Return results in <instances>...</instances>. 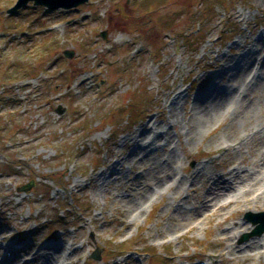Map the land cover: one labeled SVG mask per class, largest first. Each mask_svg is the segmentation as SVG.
<instances>
[{"label": "rangeland", "instance_id": "374dc122", "mask_svg": "<svg viewBox=\"0 0 264 264\" xmlns=\"http://www.w3.org/2000/svg\"><path fill=\"white\" fill-rule=\"evenodd\" d=\"M17 2L0 0V261L11 255L4 246L17 245L20 253L34 243L35 253L66 239L72 250L82 247L73 264H170L177 254L180 264H208L210 253L220 255L218 264H245L225 244L213 245L215 237L229 231L236 246L264 240V233L244 237L256 225L243 216L264 211V202L232 207L178 235L158 233L202 196L201 182L199 193L189 189L196 170L252 169L262 158L260 82L242 89L245 107L237 112L194 132L182 128L195 122L196 96L214 83L230 84L227 75L215 79V63L239 59L263 36L264 0H90L71 11L30 1L9 14ZM253 52L252 61L264 60V51ZM258 61L239 82L264 70ZM178 94L184 99L172 147L158 143L150 161L125 164L100 191V171L132 152L124 141L138 127L157 120L158 132L169 129ZM169 165L171 180L149 193L138 216L115 200L131 199V186L151 182ZM97 247L100 260L91 257ZM28 252L17 264L31 260Z\"/></svg>", "mask_w": 264, "mask_h": 264}, {"label": "bare ground", "instance_id": "6f19581e", "mask_svg": "<svg viewBox=\"0 0 264 264\" xmlns=\"http://www.w3.org/2000/svg\"><path fill=\"white\" fill-rule=\"evenodd\" d=\"M260 39L256 40L253 44V48L245 49V55L240 56L239 59L235 58H226L222 56L220 62L215 63V67H220L221 72L216 74L214 77L218 81L224 79L227 75L230 79V84L223 86L219 84H212L207 92L202 95L196 96L194 105L192 106V117L195 119L194 123H186L182 130L186 129L188 133L197 131L198 128L202 129L203 127L212 123L215 119L219 118L221 115L227 114L229 111L235 113L239 110L240 107L244 106V99L247 96L248 92L243 93L242 89L246 91L248 87L251 86L250 83L258 82L261 83L259 89V96H257L258 101L264 102V70H257L253 78L250 80L241 79V75L244 72L250 71L258 58H254L253 50L261 52L264 51V44H261V41L264 40V34ZM258 52V53H259ZM252 61V62H251ZM258 64L263 65L264 60H259ZM184 99L182 94H178L176 98L170 104V116L169 122L171 126L169 129H165L162 132H158L160 126L157 125V120H155L151 127L149 128L150 122L137 128L136 133H133L128 139L124 141V146H131L133 148L130 154L128 153L125 157H119L118 162L112 165L110 171H106L108 168L100 171L98 176V181L100 182V191L103 189V185H109L110 179L115 177L119 179L118 173L123 170L125 164H130L133 166L137 161L139 164H142L145 161H150L153 150L158 148V143L164 142L163 148L172 147V138H170L171 129H175L178 122V107L181 101ZM245 107V106H244ZM192 129V131H191ZM147 130V132L145 131ZM148 133V134H147ZM239 144V142L237 143ZM162 148V149H163ZM159 149V148H158ZM176 150H172L170 156L176 154ZM262 158L256 162V167L252 169H247L240 167L239 165L234 166L229 171L221 170L219 172H211L207 174L196 170L190 175L192 183L190 184L189 189L198 192L195 183H202V196L198 197L200 199L194 200L193 205L189 208H185L187 213L184 214V217L175 219L172 221H167L164 224V229H161L158 233L161 238L166 236V231L178 235L179 233L185 230H193L194 225L202 223L205 219L216 218L221 219L226 216V211L234 207L238 209L240 207H249L259 202H264V152L261 153ZM255 164V163H254ZM207 167V166H205ZM171 165L166 169V171L157 172L154 170L155 178L152 179L149 183H140L136 186H131L129 189V196L122 197L119 194L116 195L115 200H125L127 204H124L125 208L129 209V215H136L138 211L141 214L143 208V202L149 193H152L156 189L161 190L162 185L171 180L170 169ZM119 177V178H118ZM92 180V185H95ZM170 189L177 188L176 183L168 185ZM175 191V190H174ZM200 192V191H199ZM198 192V193H199ZM197 193V194H198ZM190 197L188 194L186 200ZM125 198V199H124ZM189 198L187 202L190 200ZM122 204V203H121ZM177 208L182 209L181 203H178ZM138 216V214H137ZM3 233V232H2ZM229 231H223L217 237H215V242L213 245L225 244L224 251L234 257L241 258L245 264H250L254 260L261 261L264 259V240L263 239H254L248 243L241 246H236L233 243L234 237L228 234ZM70 245V246H69ZM67 245V240L64 239L63 243L57 244H46L43 245L42 249L37 250L35 253L30 252L34 246V243L31 246H22L21 252H27L32 254L31 260L23 262L22 264H73L72 260L78 250L81 248L71 249V244ZM19 247L17 245L4 246L2 250L4 252H11V255L7 258L3 257L0 261V264H17L19 259ZM21 255V254H20ZM183 256L180 254L172 255L169 259L170 264H180L176 259H181ZM208 260V264H218L220 261L219 254H207L205 256ZM135 264V263H133Z\"/></svg>", "mask_w": 264, "mask_h": 264}, {"label": "water", "instance_id": "95a60500", "mask_svg": "<svg viewBox=\"0 0 264 264\" xmlns=\"http://www.w3.org/2000/svg\"><path fill=\"white\" fill-rule=\"evenodd\" d=\"M30 1H33V3L37 6H45L51 11H54L56 9H62V10H70L73 8H76L80 5H83L90 0H18L15 5L8 10L9 14L17 13L21 8H24L30 3ZM101 35L106 38L107 33L106 31L102 32ZM65 55L67 57H72L73 52L72 51H64ZM244 216V219L248 222H251L253 225H256L255 229L250 235H244L245 238H248L251 235L257 234L262 235L264 233V211L259 213H253L251 211L246 212ZM91 257L95 260H100V249L97 247V249L93 252Z\"/></svg>", "mask_w": 264, "mask_h": 264}]
</instances>
